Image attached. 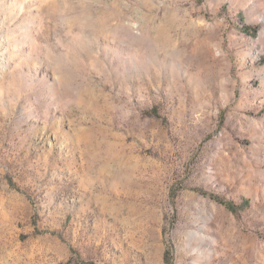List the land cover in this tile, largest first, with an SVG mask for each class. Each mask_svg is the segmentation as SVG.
Masks as SVG:
<instances>
[{"label":"rangeland","instance_id":"374dc122","mask_svg":"<svg viewBox=\"0 0 264 264\" xmlns=\"http://www.w3.org/2000/svg\"><path fill=\"white\" fill-rule=\"evenodd\" d=\"M0 264H264V0H0Z\"/></svg>","mask_w":264,"mask_h":264},{"label":"trees","instance_id":"16d2710c","mask_svg":"<svg viewBox=\"0 0 264 264\" xmlns=\"http://www.w3.org/2000/svg\"><path fill=\"white\" fill-rule=\"evenodd\" d=\"M229 208L232 209L231 206H229Z\"/></svg>","mask_w":264,"mask_h":264}]
</instances>
